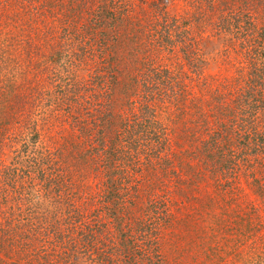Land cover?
Here are the masks:
<instances>
[{
	"label": "rangeland",
	"instance_id": "rangeland-1",
	"mask_svg": "<svg viewBox=\"0 0 264 264\" xmlns=\"http://www.w3.org/2000/svg\"><path fill=\"white\" fill-rule=\"evenodd\" d=\"M94 1L0 0V122L4 124L0 127V132L4 131L0 134V173L6 170L3 166L22 163L35 136L38 140L44 136L58 140L65 136L69 138L72 134L70 123H85L89 118L84 110L81 113L78 109L79 115H73L68 122L65 113L57 111L58 106H55L54 112H58L55 124L42 127L43 118L52 109L50 96L60 92L57 87L67 90L68 94L73 93L72 86L67 84L87 73L72 70L69 58L54 48L51 50L50 46L63 47L61 42L67 33V25L85 31L92 28L94 18L88 11L94 8ZM119 1L126 4L131 13V24H127L123 33H126V39L131 38L133 48L143 37L138 30L148 22L145 16L154 13L158 6L159 15L167 17L170 25H173L172 18L177 20L176 29L183 39L189 36L185 40L191 42L193 49L189 58H184L180 51L160 57L141 50L130 58L111 60L114 72L117 73L118 67L121 75H139L144 70L140 66L145 55L154 64L159 60L170 67L176 77L182 79L180 86H185L183 96L166 109L169 112L158 109L170 137L166 173L150 175L146 173L150 170L142 169L146 176L141 179L139 171L132 170L134 187H129V192L134 189V196L129 198V203L126 201L119 206L120 222L127 219L135 225L141 224L139 220L153 221L150 233L138 237L139 229L135 227L134 239L125 241L127 246L123 254L118 249L109 250L106 238L109 258L106 264H130L128 260L134 264H264V177H260L259 184L255 183L243 172V168L250 172V167L240 164L244 162L243 158L264 159V138L262 141L239 142L229 134L213 137L209 127V124L218 126V122L229 124L236 113L233 99L243 89L240 79L248 63L243 44L246 30L242 26H252L249 43L258 40L264 44V0ZM162 17L158 16L159 19ZM238 28L242 30L238 32ZM98 31L93 35L94 43L105 37ZM181 31L186 35L182 36ZM131 32L135 35L131 36ZM23 43L26 45L21 49ZM176 45L173 48L177 50L181 44ZM96 53L93 57L89 54L88 58L97 61L99 54ZM257 61L260 74H264V58ZM6 80L12 84L7 85ZM118 93L116 91L114 95L116 99H119ZM117 102L113 101L115 108L119 107ZM259 121L264 124L262 118L257 119V124ZM47 122L52 124L51 118ZM73 134L77 150L90 147L86 134L77 130ZM25 144H28L27 148ZM19 165L16 167L20 177L11 182L21 189L20 198L15 199L17 194L8 193L10 196L7 195L6 200L0 199V245L3 247L0 264H94L89 259L93 255L89 246L87 250L79 248L78 254L60 253L62 246L57 247L52 223H47L44 217L42 201L45 196L40 193L43 183L33 174L26 177L25 170ZM53 170V175L61 172L57 168ZM84 170L77 185L81 192L78 203L90 205L98 201L97 178L90 176L92 169ZM129 171L122 169L121 174ZM256 175L264 176L263 173ZM71 184L69 195L74 192ZM7 185L0 182V193L12 190L11 185ZM151 197L164 205L161 213L155 212L149 204ZM108 204L109 200L106 217L103 212L99 213L100 221L106 223V231L104 226L99 232H106V237L114 224ZM97 205L98 202L88 209ZM93 220V216L86 215L75 224L88 230L87 225H92ZM55 226L60 237L67 235L66 230ZM97 245L92 244V247Z\"/></svg>",
	"mask_w": 264,
	"mask_h": 264
},
{
	"label": "trees",
	"instance_id": "trees-1",
	"mask_svg": "<svg viewBox=\"0 0 264 264\" xmlns=\"http://www.w3.org/2000/svg\"><path fill=\"white\" fill-rule=\"evenodd\" d=\"M94 2V8L88 11L89 15L94 18L92 28L85 31L79 30L74 25H67V33L61 42L64 44L63 47L57 49L53 44L50 46L51 50L54 48L59 54L69 58L72 70L78 72L85 70L87 73L67 84L69 87L72 86L73 93L68 94L67 90L57 87L60 92L58 95L50 96L49 104L50 107L52 105V109H49V114L43 118L45 121L43 120L42 127L53 126L58 119L57 111L59 110L65 113L68 122L73 115H79V110L81 113L84 110L89 118L85 123H77V125L70 123L72 134L69 138L65 136L58 140L44 136L43 139L38 140V136H35L36 139L31 140L34 143L25 156L26 160L24 158L22 163L15 164L18 166L20 163L19 166L25 170L26 177L33 174V177L39 178L43 183L40 187L42 191H39L45 196L42 201L45 205L44 217L47 219V223H52V233L56 234L55 238L58 240L57 247L62 246L60 253L63 255L78 254L79 248L87 250L89 246L93 252V255L89 257L90 261L94 264H106V260L109 259L106 255V238L109 250L118 249L123 254V249L127 246L125 241L134 239L135 227L139 229L138 237L150 230L153 221L147 219L139 220L141 224L135 225H131L127 219L120 222L122 215H118L120 213L119 206L126 201L129 203V198L134 196V189L129 192V187H134L132 186L134 184V178L131 177L132 170L139 171L137 173L141 179L146 176L142 169L150 170L146 171L150 175L154 172L161 175L166 173L165 166L167 164L165 163L168 162L169 157L170 137L166 125L159 117L158 109L169 112L166 109L183 96L185 86H180L182 79H178L170 67L161 64L159 60L158 64H154L145 55L142 57L143 64L140 66L144 70L139 75L135 73V75L133 73L121 75L118 67L117 73L114 72L111 60L115 58L124 60L127 56L130 58L131 55L134 56L133 54L141 50L149 51L160 57L164 54L172 56L176 51H180L184 58H189L192 55L193 47L191 42L185 40H188L189 36L181 31L182 36H187L183 39L180 31L176 29L177 20L172 18L173 25H170L167 22V17L159 15L160 10L157 6L154 13H148L145 16V20L148 22L138 30L143 37L139 44L133 48L131 38L126 39L124 37L126 33H123L125 28L127 29V24H131V13L127 9L128 6L119 0H95ZM85 3L87 2L85 1ZM158 16L162 19H159ZM248 26H242L246 30L243 32V35L246 34V42L243 44L245 45V60L248 63L244 69V76L242 75L240 79V82H243V89L233 99V111L236 113L229 124L220 122H218V126L209 124L213 137L229 134V136L236 137L239 142L242 140L245 142L248 139L262 141L264 138V124H261V121L258 124L256 122L258 118L264 120V74H260L261 68L257 61L264 58V44L259 43L258 40L249 43L252 38L250 36L252 26ZM97 29L98 32H103L105 37L102 41L94 43L92 38ZM241 30L240 28L238 32ZM129 34L135 35L133 32ZM178 35L179 40L177 41ZM175 43H177L176 46L181 44L177 50L173 48ZM19 44L17 43V45ZM26 44L23 43L21 49H24ZM95 52L99 54L97 61L88 58L89 54L93 57ZM23 55L25 56V53ZM117 63L119 64V59ZM7 83L5 85L12 84V81H7ZM116 91L119 92L117 94L119 99L114 96ZM116 100L118 108L113 106V101ZM55 106H58V109ZM56 109L57 111L54 112ZM50 118L52 124L47 122ZM3 125L0 122V127ZM31 130L34 129L31 128ZM76 130L88 136L86 141L90 145L89 148L77 150L72 139L73 131ZM2 132L4 131H1L0 134H3ZM59 133L62 132L59 131ZM242 135L245 136L242 137ZM25 146L27 148L28 144ZM72 149H76V153L72 152ZM62 151L65 153L63 154ZM243 159L244 162L240 164L250 167V172L246 168H243V172L246 175L249 174L251 179L259 184L260 177L264 176H258L256 173L264 174V159L260 160L258 157ZM64 162H68L67 165L59 168ZM37 163L40 166L36 165ZM16 165L3 166L6 170L0 173V182L6 183V185L9 182L11 186H7L12 187V190L0 193V199L6 200L10 196L8 193L17 194L15 199L20 198L21 189L11 182V180H18ZM34 165L36 166L34 167ZM54 168L61 171L55 172L56 176L52 174L55 171ZM85 168L92 169L90 176L97 178L96 192L99 193V196L98 194L96 196L98 201H94L90 205L89 203H78L81 192L77 190V185L82 170L84 173L86 171ZM125 168L131 172L121 174L122 169ZM70 184L74 186V192L69 195ZM90 193L94 195V192ZM151 198L152 201L149 204L153 206L155 212L161 213L164 210V205L158 203L153 197ZM108 200L109 216L114 224L108 230L109 235L107 234L108 237H106V232L104 234L99 232L104 226L106 231V223L100 221L99 213L103 212L106 217V202ZM96 202H98L97 207L89 210L88 208L92 204L96 205ZM86 205L89 207L87 208ZM84 207L86 210L88 209L87 214ZM86 215H91L94 218L92 225H87L88 230L75 224L79 218ZM60 219H62L61 222H59ZM55 224L66 230L67 235L60 237ZM61 238L62 240H60ZM94 240L98 245L93 248ZM56 244H54V248ZM2 248L0 245V249ZM54 252L56 251L54 250ZM79 257L81 259V256ZM128 262L134 264L130 260Z\"/></svg>",
	"mask_w": 264,
	"mask_h": 264
}]
</instances>
